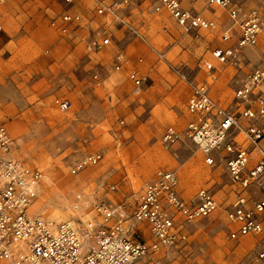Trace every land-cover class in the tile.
<instances>
[{"label": "rangeland", "instance_id": "obj_1", "mask_svg": "<svg viewBox=\"0 0 264 264\" xmlns=\"http://www.w3.org/2000/svg\"><path fill=\"white\" fill-rule=\"evenodd\" d=\"M155 2L128 0L113 17L97 15L95 0H75L71 6L63 0H1L0 124L13 140L10 156L43 174L31 213L54 226L76 224L79 231L87 224L81 219L100 220L95 205L110 203L129 215L146 181L159 169L174 171L186 200L207 189L219 208L184 225L185 245L160 248L146 264H251L263 235L229 237L236 227L227 211L236 189L223 164L209 166L187 136L192 118L187 103L194 82L207 84L222 106L237 107L236 87L255 68L264 69V0H237L243 11H258L262 29L256 46L224 64L213 51L225 47L221 36L232 26L225 9L181 0L186 9L215 22L212 30L195 34L168 11H155ZM65 11L79 21L64 33L52 22ZM105 36L111 39L108 47L87 52L91 41ZM119 50L143 77L141 89L114 69ZM208 62L214 68L208 69ZM65 100L71 107L64 111ZM168 127L179 138L165 148L160 140ZM235 135L245 144L241 131ZM93 154L101 155L97 164L73 173L76 163ZM130 227L132 236L153 241L145 223L130 220Z\"/></svg>", "mask_w": 264, "mask_h": 264}, {"label": "built area", "instance_id": "obj_2", "mask_svg": "<svg viewBox=\"0 0 264 264\" xmlns=\"http://www.w3.org/2000/svg\"><path fill=\"white\" fill-rule=\"evenodd\" d=\"M71 6L75 0H63ZM196 1V0H191ZM211 7L228 12L232 26L223 31L213 56L220 63L237 58L240 50L254 47L262 29L257 10L243 11L237 0H204ZM1 2V0H0ZM128 0H95L97 15L117 17ZM154 10H166L188 33L210 31L215 22L197 12L186 9L181 0H156ZM79 21L70 11L63 12L52 22L62 32L71 23ZM234 27L237 31H234ZM3 26L0 21V32ZM235 39V45L230 42ZM111 39L105 36L91 41L86 50L98 52L108 47ZM116 71H124L136 89L144 84L143 77L131 65L126 54L119 50L113 61ZM214 68L212 62L206 64ZM264 69L255 68L235 89L237 109L222 106L210 94L205 83L190 82L191 93L187 103L191 120L187 136L200 148L205 162L215 166L221 162L236 189V199L227 211L228 219L236 227L231 239L250 235H263L251 264H264ZM69 100L60 108L68 110ZM237 110V111H236ZM246 120L244 127L240 120ZM241 131L244 142L235 135ZM179 138L174 127H168L161 137L165 148ZM13 143L5 125L0 124V262L8 264H146V258L160 248H175L188 241L185 224L211 216L219 208L213 193L201 189L196 197L186 200L180 194V183L174 171L159 169L146 181L136 197L131 213L110 203L95 205L98 222L87 223L79 231L69 223L53 229L41 217L28 214L34 202L42 173L8 158ZM100 154L90 155L73 167L77 173L89 165L97 164ZM130 220L145 223L149 242L141 234L126 228ZM136 234V235H135Z\"/></svg>", "mask_w": 264, "mask_h": 264}, {"label": "bare ground", "instance_id": "obj_3", "mask_svg": "<svg viewBox=\"0 0 264 264\" xmlns=\"http://www.w3.org/2000/svg\"><path fill=\"white\" fill-rule=\"evenodd\" d=\"M6 157H8V158H11V156H10V153H8L7 155H6ZM50 176V175H49ZM42 179H43V174H42ZM42 179H41V181H42ZM51 179V178H50ZM52 181V180H51ZM39 188V187H38ZM34 203V202H33ZM32 203V204H33ZM32 204L30 205V207L28 208V214L29 215H31V216H35L34 214H32L31 213V210H30V208H31V206H32ZM36 217H39V216H36ZM48 222V221H47ZM80 222H82V223H91V222H94V220H92V221H90V220H82L81 219V221ZM49 223V222H48ZM50 224V223H49ZM62 224V223H61ZM70 224V223H69ZM59 225V224H58ZM78 226H80V224L78 223L77 224ZM50 226L53 228V229H55L56 228V226H54V225H52V224H50ZM73 226H75V227H77L76 226V224L75 225H73ZM148 228V227H147ZM149 232V231H148ZM150 236V235H149ZM146 239V238H145ZM147 240V239H146ZM146 261H147V258H146ZM0 264H7L6 262H0Z\"/></svg>", "mask_w": 264, "mask_h": 264}]
</instances>
